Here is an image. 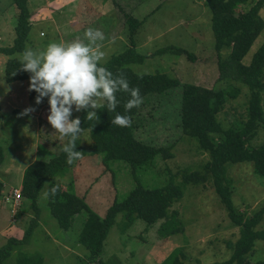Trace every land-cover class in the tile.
<instances>
[{"label":"rangeland","instance_id":"374dc122","mask_svg":"<svg viewBox=\"0 0 264 264\" xmlns=\"http://www.w3.org/2000/svg\"><path fill=\"white\" fill-rule=\"evenodd\" d=\"M256 1H249L248 6ZM60 3L61 8L52 14L54 17L50 14L54 4L44 7L40 4L36 8L38 20L33 27L38 34L35 40L28 37L25 48L44 50L52 42H62L59 38L51 41L56 33L53 31L54 18L59 20L62 34L65 33V43L70 42L69 38L83 39L88 28L99 29L106 37L101 42V51L105 53L101 63L124 52L135 41L136 50L143 59L129 63L133 71L166 73L182 82L215 89L237 87L238 95L228 99L218 116L225 128L247 118L248 87L241 81L220 77L212 11L206 0H101L99 4L91 0H61ZM242 8L243 5H239L237 9ZM18 13L12 0H0V47L13 45ZM260 14L264 18V7ZM132 28L137 29L134 36ZM263 41L264 30L245 56V63L250 62ZM173 46L187 52L180 54L173 51ZM22 53L0 52V146L4 156L0 165V180L4 185L0 194V246L11 236L22 238L31 226L33 232L25 246L13 251L8 264H16L22 254L41 255L44 264H101L99 259L104 264H161L178 248L188 264H208L231 257L232 244L239 238L242 227L231 221L211 181L185 182V174L201 170L210 155L200 148L196 137L184 133L180 127V87L169 95L151 98L136 118L135 136L147 143L166 146L167 151L137 169H132L124 160L105 165L102 154H92L93 139L89 130H84L80 135L83 158L69 170L66 178L58 179L63 190L70 187L102 217L114 199L124 198L137 184L157 188L173 181L182 186L184 194L169 209L170 222L164 230L160 228L162 221L148 225L143 218L135 217L128 223L123 213H119L102 254L92 259L90 250L79 241L86 211L74 215L69 229L62 228L44 195L47 186L37 201L39 212L23 196L16 205L11 193L18 190L22 194L25 169L37 157L48 160L67 143V138L61 140L47 120L50 115L48 98L37 105L38 93L28 91L30 78L15 82L5 79L8 58L21 59ZM227 53L226 49L222 51L223 56H228ZM262 104L264 110V94ZM28 107L36 110L21 116ZM80 113L73 106L70 119H76ZM263 124L253 144L263 142ZM227 170L234 188L235 206L250 215L264 202V176L257 174L249 161L228 163ZM175 211L177 218L173 219ZM178 226L180 229L174 230ZM258 229H264V219ZM250 257L264 259V239L256 241Z\"/></svg>","mask_w":264,"mask_h":264},{"label":"trees","instance_id":"16d2710c","mask_svg":"<svg viewBox=\"0 0 264 264\" xmlns=\"http://www.w3.org/2000/svg\"><path fill=\"white\" fill-rule=\"evenodd\" d=\"M12 1L19 10L16 25L17 36L13 45L0 47V52L8 55L24 51L32 27L28 0ZM249 1L251 0H206L212 11V28L218 52L220 77L241 81L249 89L246 119L225 128L218 116L228 99L238 95L239 88L237 87L230 90L215 89L182 82L166 73L141 74L133 71L129 63L143 59V55L136 50L135 41L124 52L101 63V66L106 67L114 76L121 74L125 76L130 87H138L143 103L139 108L126 112L124 104L130 96L128 93L118 92L117 99L120 104L115 112H109L105 105L95 110L99 119L85 120L87 110H81L79 115L82 121L81 127L89 130L93 139L92 154H102L101 158L105 165H109L111 161L124 160L131 164L132 169H137L152 161L157 154L168 150L166 146L147 143L135 136L137 115L144 106L149 104L151 98L163 97L169 95L174 89L181 88L180 127L184 133L196 137L200 148L210 155V159L201 170L185 174V182L200 184L211 181L231 221L242 227L239 238L232 244L231 257L208 264H264V259L252 260L250 257V254L254 252L256 241L264 239V229H258V225L264 219V202L260 208L246 215L235 206L234 188L227 177L228 163L244 161L252 162L255 172L264 176V140L258 145L252 143L253 138L258 134L260 124L264 122L262 104L264 41L254 52L250 62H244L245 56L264 30V18L260 14L264 7V0H257L251 7L248 6ZM239 5H243L241 10L237 9ZM132 21L135 19L132 18ZM132 29L134 36L137 29ZM171 48L180 54L187 52L183 48L174 46ZM224 49L228 51V56H223ZM20 61L21 59L15 56L8 58L5 66V79L8 82L30 78L31 73L21 69ZM117 113L129 116L132 121L131 126L112 125L111 119ZM61 148L48 160L37 157L25 169L21 188L22 196L30 200L32 206L36 207L39 212L37 201L42 190L47 186L48 191L58 185L59 191L55 197L47 196L49 208L64 229L71 227L75 214L86 211L87 217L84 220L79 241L90 250L92 259L102 254L110 229L114 226L119 213H123V218L128 223H132L135 217L143 218L148 225L162 221L160 225L162 230L170 222L169 209L184 194L181 185L173 181L157 188H147L137 184L124 198L114 199L102 217L74 190L70 187L63 190L58 184V179L66 178L69 170L78 163L77 160L69 165L67 156ZM82 150V140L79 137L76 141V151L82 152ZM3 157L0 146V165L4 161ZM3 186L0 180V194ZM172 217L177 218L176 211L173 212ZM179 229L178 226L174 230ZM32 232L33 226L25 231L22 238L11 236L5 244L0 246V264H8L7 260L13 251L25 246ZM180 253L181 249H176L161 264H188ZM99 263L104 264V261L99 259ZM16 264H44V258L41 255L22 254Z\"/></svg>","mask_w":264,"mask_h":264},{"label":"clouds","instance_id":"9594fccd","mask_svg":"<svg viewBox=\"0 0 264 264\" xmlns=\"http://www.w3.org/2000/svg\"><path fill=\"white\" fill-rule=\"evenodd\" d=\"M106 39L99 29L88 28L84 38L77 37L71 42H52L44 50L25 48L21 55V69L31 73L28 91H35L37 105L45 97L50 105V115L47 120L58 133L60 139L67 138L61 151L67 156V163L72 165L83 158L80 151H76V141L84 132L81 118L70 119L73 112L87 110L85 120L99 119L96 111L107 107L109 112H115L120 104L118 92L128 93L130 99L124 104L125 111L139 108L143 103L139 88L130 87L125 76H114L106 67L101 66L105 53L101 51ZM15 75V74H14ZM36 109L28 107L20 115L25 116ZM131 118L117 113L111 119V124L119 127H130ZM47 184V183H45ZM59 191V186L52 187L44 193L53 196Z\"/></svg>","mask_w":264,"mask_h":264},{"label":"crops","instance_id":"0c3cea01","mask_svg":"<svg viewBox=\"0 0 264 264\" xmlns=\"http://www.w3.org/2000/svg\"><path fill=\"white\" fill-rule=\"evenodd\" d=\"M60 2H61V0H28L29 10L31 12V18H30V20H31V23H32V28H31V30L29 32V36H30V39L31 40H35L34 39V36H36L38 34V31L36 29H34V27H33L35 20H38V17L35 15V13L37 12V9L36 8L40 4H42V7L48 6V5L49 6H52V4H54V7H53V9H52V11L50 13L52 15L55 10H59V8H61V5H60L61 3ZM91 2L98 3L99 4V3H101V0H97V1L91 0ZM111 7H113V6L111 5ZM105 14H106V12H104V15ZM52 17H54V16L52 15ZM54 20L56 22L53 21L54 22V24H53V28H54L53 31H56V33L54 34V36L51 39V41H54L55 39L59 38V39L62 40V42H65V40H64L65 33L62 34V30H61L62 27L59 26V20L58 19H55V18H54ZM72 20L73 19L70 18L68 21L71 22ZM41 33H42V31H41ZM69 40H70V42L71 41H74L73 39H70V38H69Z\"/></svg>","mask_w":264,"mask_h":264},{"label":"built area","instance_id":"2783aa9c","mask_svg":"<svg viewBox=\"0 0 264 264\" xmlns=\"http://www.w3.org/2000/svg\"><path fill=\"white\" fill-rule=\"evenodd\" d=\"M41 34L44 35L43 32ZM11 194H12L14 201L16 202V205H19V203L21 202V199H22L21 198L22 197L21 192L16 190V191H14V193L12 192Z\"/></svg>","mask_w":264,"mask_h":264}]
</instances>
